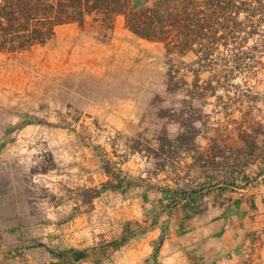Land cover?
I'll use <instances>...</instances> for the list:
<instances>
[{"label": "rangeland", "instance_id": "rangeland-1", "mask_svg": "<svg viewBox=\"0 0 264 264\" xmlns=\"http://www.w3.org/2000/svg\"><path fill=\"white\" fill-rule=\"evenodd\" d=\"M232 3L243 10L214 15L196 53L181 58L166 55L163 43L126 38L117 17L109 28L93 15L83 28L56 25L43 43L0 49V90L10 106L0 110V183L49 262L51 250L94 248L126 221L144 222L132 190L82 202L81 190L98 191L110 179L103 161L144 184L180 188L212 172L238 179L257 160L249 149L255 138L264 150V0ZM114 27L134 45L127 57L101 46ZM81 35L95 40L86 47L96 55L79 57ZM187 119L191 141L179 142ZM136 255L124 247L97 264L138 263Z\"/></svg>", "mask_w": 264, "mask_h": 264}, {"label": "trees", "instance_id": "trees-1", "mask_svg": "<svg viewBox=\"0 0 264 264\" xmlns=\"http://www.w3.org/2000/svg\"><path fill=\"white\" fill-rule=\"evenodd\" d=\"M147 1L6 0L0 7V49L7 43L11 51L43 43L52 35L56 25L76 22L83 28L85 17L90 15L100 16V20L112 28L114 19L120 15L124 17L125 26L135 36L149 41H160L164 44L166 55L175 54L181 58L189 51L196 53L193 44L205 35L207 28L211 29L212 23L209 19H213L214 15L223 14L222 11L231 8L235 14L243 10L241 5H233L232 0L224 4L222 0H154L151 4H146ZM202 7H211L212 12L207 15ZM32 120L36 119L28 121ZM22 122L19 121L17 126ZM179 125L185 126V130L178 132L174 139L179 142L191 141L190 135L194 131L192 120L187 119ZM102 170L110 179L98 191L91 188L81 190L79 196L82 202L88 204L104 191L132 190L141 201L144 222L140 224L126 221L117 236L99 242L94 248L68 247L51 250V255L57 258L56 264H79L84 260L97 264L110 258L121 246L153 228L160 230L157 244L153 247L151 258L141 264H160L156 255L160 244L169 237L175 211L186 212L183 218H187L193 207L203 204V197L209 190L207 186L213 183L212 175H207L208 185L204 181L193 185L185 184L180 188L155 186L114 171L108 162L103 161Z\"/></svg>", "mask_w": 264, "mask_h": 264}, {"label": "crops", "instance_id": "crops-1", "mask_svg": "<svg viewBox=\"0 0 264 264\" xmlns=\"http://www.w3.org/2000/svg\"><path fill=\"white\" fill-rule=\"evenodd\" d=\"M118 18L119 25L123 24L122 31L126 38L144 44L162 43L135 37L123 23L122 16ZM115 29L111 40L100 44L107 48L113 47L112 51L121 52L124 54L122 56L127 57L126 51L134 52V45L131 41L118 38ZM87 38L81 35V58L92 53L86 45L95 40ZM81 46H77L78 49L74 46L72 52L74 49L79 52ZM5 97V93L0 90L2 115L10 108ZM262 149L261 143L254 138L249 151L257 160L249 168L246 167L238 179L233 180L231 177L234 174L230 171L225 172L226 176L214 179L217 174L212 172L213 183L209 184V178L206 177L205 184L210 186H207L209 190L203 197V204L193 207L187 218H183L186 212L175 211L169 237L160 244L156 255L160 264H264V162L263 166L258 165L259 161H264ZM9 200L10 193L0 183V264H55L52 255L50 262L47 255H40L38 243L34 242L35 237L28 234L20 211ZM133 201L137 202L134 205H138L137 215L142 217L141 222L144 219L141 203L136 198ZM159 233V228L150 229L115 252L124 247L129 248L137 258L136 254L142 256L138 263L133 264H141L151 258ZM44 239L41 241L46 243ZM40 245L43 246L42 243Z\"/></svg>", "mask_w": 264, "mask_h": 264}]
</instances>
